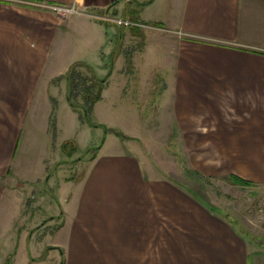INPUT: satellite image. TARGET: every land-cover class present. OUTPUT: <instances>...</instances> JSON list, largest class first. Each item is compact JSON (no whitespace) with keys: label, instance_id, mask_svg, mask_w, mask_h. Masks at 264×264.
<instances>
[{"label":"crops","instance_id":"crops-1","mask_svg":"<svg viewBox=\"0 0 264 264\" xmlns=\"http://www.w3.org/2000/svg\"><path fill=\"white\" fill-rule=\"evenodd\" d=\"M24 1L71 5L74 0ZM26 2L0 3V223L13 192L22 200L25 187L49 185L54 171L60 172V157L52 161L48 149L34 152L33 145L48 134V123L54 136L53 112L65 96L71 101L72 82L60 80L74 63L91 66L92 56L76 60L73 54L80 25L97 26L88 16L63 19ZM78 3L117 7L116 15L154 27L143 29L145 34L125 27L104 30L99 55L93 54L103 61L96 68L104 71L115 50L118 59L130 50L143 53L146 59L138 57L137 64L148 74H163L160 82L172 97L170 131L194 139L186 148L206 145L210 135L212 152L233 155L232 174L264 185V0ZM156 45L161 64L153 59ZM68 114L81 122L74 109ZM93 162L78 182L63 180V186L70 183L68 204L59 198L63 211L44 223L55 219L59 230H68L60 264H264V245L250 247L229 223L173 184L146 181L139 164L127 158L99 156ZM45 176L46 183L38 178Z\"/></svg>","mask_w":264,"mask_h":264},{"label":"rangeland","instance_id":"rangeland-1","mask_svg":"<svg viewBox=\"0 0 264 264\" xmlns=\"http://www.w3.org/2000/svg\"><path fill=\"white\" fill-rule=\"evenodd\" d=\"M25 2L0 0V3L19 6H25ZM26 3L63 19L90 17L83 19L97 26L92 27L87 22L80 25L81 32L76 33L73 54L76 60L92 56L90 65L97 74L91 66L85 68V63L78 62L73 64L72 73L60 80L65 82L67 79L68 84L69 80L72 82L70 102L73 106L65 96L53 112L56 133L53 136L48 123V134L40 136L33 145L34 152L36 149H48L52 161L59 156L60 172L54 171L49 185L31 183L25 187L28 195L21 197L22 200L17 190L13 192L8 204L10 210L3 215L0 223V264H60V258L63 263L65 251L61 253L59 249L68 241V230H59L62 225L55 224V219L45 225L46 221L63 211L58 204L59 198L62 205L68 204L70 183L63 186V180L72 178L78 182L90 172L91 164L99 156L132 160L134 164H139L146 181L163 179L173 184L229 223L250 247L264 245V185L235 182L229 168L230 163L234 164L231 162L233 155L212 152L215 148H212L210 135L205 137L206 145L188 144L186 148V144L194 139L181 138L178 132L170 131L173 125L169 119L173 116L167 103L172 97L164 90V83L160 82L163 74H148L142 65L139 67L137 64L138 57L143 61L146 56L130 50L129 54H120L118 59L115 50L105 59L108 67L104 71L96 68L97 63L103 62L98 55L104 30L127 27L128 30L141 29L144 32L143 29L154 27L116 15L117 7L97 9L90 4L81 6L78 0L71 5L36 1ZM51 6L62 8L55 11ZM128 20L140 26H128L124 23ZM157 46L154 47L153 59L161 64L163 53ZM94 50L98 55H93ZM117 60L121 64L117 65ZM64 90L62 88L60 92L64 93ZM56 97L60 101L62 96L59 91ZM91 97L98 100L93 103ZM61 105L66 106L68 112ZM71 109L81 122L77 117L73 120L69 116ZM166 125L168 127L165 129ZM174 133L177 135L173 136ZM65 141L74 142L76 149L72 155L64 151ZM73 146H70V151ZM196 150L198 152H194ZM32 155L28 153V157ZM27 172L32 175L30 169ZM38 178L46 183V176ZM67 215L71 216L66 210V222ZM66 222L64 219L62 223ZM158 228L163 232V223Z\"/></svg>","mask_w":264,"mask_h":264},{"label":"trees","instance_id":"trees-1","mask_svg":"<svg viewBox=\"0 0 264 264\" xmlns=\"http://www.w3.org/2000/svg\"><path fill=\"white\" fill-rule=\"evenodd\" d=\"M86 92H87V90H86ZM71 95V94H70ZM98 99H99V95H98V97H97ZM97 98H95V99H93V98H91V101L94 103V102H96V100H98ZM73 106V103L71 102V107ZM74 145V146H73ZM70 146H73V148H72V151H70L69 150V148H71ZM63 149H64V151L66 152V153H68L69 155H72L74 152H75V144H74V142L73 141H66L64 144H63ZM234 180H235V182H237V183H239V184H243V185H251V184H253V182H251V181H248V180H245V179H242V178H240V177H238V176H234V175H232L231 176Z\"/></svg>","mask_w":264,"mask_h":264},{"label":"built area","instance_id":"built-area-1","mask_svg":"<svg viewBox=\"0 0 264 264\" xmlns=\"http://www.w3.org/2000/svg\"><path fill=\"white\" fill-rule=\"evenodd\" d=\"M51 8L53 9V10H55V11H57L58 9H60V8H62V7H57V6H51ZM126 25H128V26H134L135 27V25L136 26H140V24L139 23H137V22H135V21H126V22H124ZM127 28V27H126Z\"/></svg>","mask_w":264,"mask_h":264}]
</instances>
